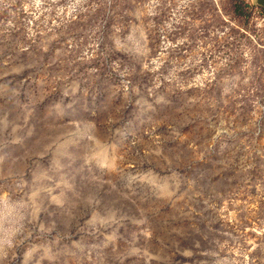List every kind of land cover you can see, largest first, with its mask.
<instances>
[{"label": "rangeland", "instance_id": "rangeland-1", "mask_svg": "<svg viewBox=\"0 0 264 264\" xmlns=\"http://www.w3.org/2000/svg\"><path fill=\"white\" fill-rule=\"evenodd\" d=\"M0 264H264V2L0 0Z\"/></svg>", "mask_w": 264, "mask_h": 264}, {"label": "crops", "instance_id": "crops-1", "mask_svg": "<svg viewBox=\"0 0 264 264\" xmlns=\"http://www.w3.org/2000/svg\"><path fill=\"white\" fill-rule=\"evenodd\" d=\"M257 1H259V2H264V0H257Z\"/></svg>", "mask_w": 264, "mask_h": 264}]
</instances>
